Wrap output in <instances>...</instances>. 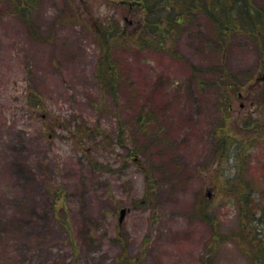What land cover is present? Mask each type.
Masks as SVG:
<instances>
[{"label":"rangeland","instance_id":"1","mask_svg":"<svg viewBox=\"0 0 264 264\" xmlns=\"http://www.w3.org/2000/svg\"><path fill=\"white\" fill-rule=\"evenodd\" d=\"M111 14L135 33L143 22L141 10L117 0H33L28 17L0 0V264H118L120 237L134 264H251L254 242L264 250V107L255 106L264 72L255 49L245 37L231 45L236 80L255 70L259 77L244 83L229 111L183 59L131 46L116 52L126 79L114 98L95 80L97 22ZM200 25L207 33L203 17ZM203 47L197 27L177 43L205 67ZM151 109L152 134L160 132L146 150L136 116ZM146 171L152 203L140 205ZM242 221L255 231L241 246L233 235Z\"/></svg>","mask_w":264,"mask_h":264},{"label":"trees","instance_id":"2","mask_svg":"<svg viewBox=\"0 0 264 264\" xmlns=\"http://www.w3.org/2000/svg\"><path fill=\"white\" fill-rule=\"evenodd\" d=\"M10 1L14 9L21 12L23 15H27L28 9L33 6V0ZM117 1L125 5L128 4V6H133V11L136 9L141 10L143 22L140 24L141 27L138 28V30H140H137L136 33L134 30H128V25H123L121 17L117 15L111 14L108 18L100 20L101 22H97L96 37L98 36V39H100L101 51L97 59L95 80L106 94H110L114 98L119 97L121 87L124 86L126 79L125 64L117 57L116 53L124 46H131L135 49L147 48L162 50L168 52L174 58L183 59L199 84L210 81L213 86L220 90L222 95L221 108L224 112L231 110L232 102L241 97V89L244 83L253 81L259 77L256 74L257 70H255L250 74H245L244 83L240 80H236L237 78L234 76L229 65L230 49L234 39H239L241 37L248 39L256 51L258 67L264 72V3L259 0ZM202 17L207 23V25H205L207 33L200 29V18ZM26 20L29 22L28 18ZM191 27H197L199 29L200 39L204 46L202 50L208 58L207 62H205V67L187 61L177 48V43L181 35ZM122 38H126V40L123 42V40H121ZM206 79L209 80L206 81ZM261 79V81H264V75ZM256 103L255 106L263 109L264 98L262 102L258 100ZM154 117L152 109L149 111L142 110L141 113L136 116V133L144 137V148H146V145L152 146V141L158 139V136L152 138L153 134H158L160 132L159 129H155L152 134ZM223 119L225 121L227 117L224 116ZM217 130L218 131L215 132L217 143L215 151L224 153L226 151V145H228V134L225 124L222 125L221 129ZM80 131L86 133L90 131V128L86 126ZM124 135L125 130L122 128V131L117 135L122 145L124 144ZM146 150L141 149L140 152L142 151L141 153L144 154ZM135 151L136 153L139 152L137 149ZM238 153L239 151L236 152L237 155ZM240 155H242V152ZM241 170L242 169L236 171L235 177H237V175L239 177ZM146 172L148 191H146L144 199L139 202L140 205H143V203L148 205L152 203L151 175L149 171ZM246 189L248 188L245 185L242 191L240 190L241 193L244 194V190ZM234 190H236V188H234ZM238 190L239 189L236 191ZM59 209L61 211L60 216L62 217L63 223L68 225L69 221L63 206L59 205ZM241 214L244 220L251 218L250 214L247 212H242ZM203 215L205 217L207 216L205 214ZM208 219L210 220V225L214 228L215 237L219 239L220 235L218 228L214 226L213 220L210 218ZM240 228L242 229L240 236L233 235V238L236 237L235 239L238 245L242 246L246 244V242L251 244V239L250 237L248 238V235H250L252 231H255L254 228H250L245 221L241 222ZM248 230V234H245V231ZM118 240L122 245V251L118 257V264H134L136 261L129 256L125 240H123L122 237L118 238ZM257 243L258 244H255L254 242L251 248L253 255L249 252V256H252H250V261L251 264H264L262 242L259 239ZM76 249L77 246L74 245L75 252ZM204 262L205 264H212L210 259H206ZM58 264H77V261L73 258L69 261L61 260Z\"/></svg>","mask_w":264,"mask_h":264},{"label":"water","instance_id":"3","mask_svg":"<svg viewBox=\"0 0 264 264\" xmlns=\"http://www.w3.org/2000/svg\"><path fill=\"white\" fill-rule=\"evenodd\" d=\"M125 214H126V209L123 208L120 211V223L123 221Z\"/></svg>","mask_w":264,"mask_h":264}]
</instances>
